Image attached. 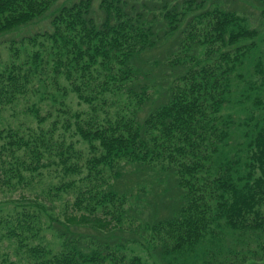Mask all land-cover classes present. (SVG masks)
<instances>
[{
	"label": "trees",
	"instance_id": "16d2710c",
	"mask_svg": "<svg viewBox=\"0 0 264 264\" xmlns=\"http://www.w3.org/2000/svg\"><path fill=\"white\" fill-rule=\"evenodd\" d=\"M54 2L0 0V35L43 17ZM98 6L59 5L49 27L21 38V48L27 42L33 50L22 59L16 53L0 70V112L29 89L32 75L45 88L62 75L89 106L74 113L75 132L91 148L86 157L53 138L55 122L45 129L38 107L32 113L39 125L28 137L11 124L0 127V145L13 150L16 163L0 167V193L29 181L25 172L50 166L38 161L42 153L53 151L64 175L86 169L80 185L74 179L48 189L75 191L47 223L63 240L58 249L32 244L25 264H186L196 255L208 261L206 251L228 235L235 252L228 250L227 264H264V72L258 62L242 71L256 28L242 13L205 0ZM200 47L203 58L196 56ZM250 89L246 115L223 113ZM59 111L70 127L65 103ZM33 215H13L8 235L10 227L30 226ZM135 243L148 259L125 258Z\"/></svg>",
	"mask_w": 264,
	"mask_h": 264
},
{
	"label": "rangeland",
	"instance_id": "374dc122",
	"mask_svg": "<svg viewBox=\"0 0 264 264\" xmlns=\"http://www.w3.org/2000/svg\"><path fill=\"white\" fill-rule=\"evenodd\" d=\"M72 1L74 0H55L43 17L0 35V70L5 67L6 63L12 60V57L16 53L19 55L20 59H22L28 52L33 50L34 47L27 42H25L23 48H21L20 41L24 35L27 36L49 27L48 21L50 15L57 10L59 5L71 3ZM99 1L100 0H92V7L94 10L97 9L99 11ZM141 1L143 0H136V3ZM205 3L208 7L215 5L223 9L235 10L238 14L242 13L245 23L248 26L256 28L257 34L251 39V48L242 63V71L247 69V71L251 72L254 63L258 62L264 72V0H259L257 3L254 0H205ZM13 38L15 40H12ZM16 47H20L19 52L15 49ZM196 56L199 58L206 56V54L203 53L202 47H200ZM31 79L33 80L29 82L30 87L24 94L20 96L17 95L18 99L15 102L4 104L0 112V127L2 125L11 124L12 126H16L19 131L23 132L25 136L28 137L30 133H34L33 128H37L39 125V121L32 113V109L38 107L39 112L46 116V119L41 122V125L45 129L52 128V122H55V126H53V138L55 140L64 141L65 143L72 142L83 157L91 154L89 142L83 140L81 136L75 132L74 128V113L78 110L87 112L89 110L88 104L78 100L76 94L70 90L71 86L62 75L58 77V82L49 84L46 88L37 78L33 77V75ZM154 79L157 80L158 76ZM237 83L241 84L242 82L237 81ZM35 86H39L40 90L34 91ZM63 88L68 89V94L62 96V100L61 90ZM53 95L56 96L55 100L52 99ZM252 97L253 90L250 89L248 97L245 98L239 106H227L225 110H223V113L232 114L233 117H235V114L240 117L246 115V108H248L252 102ZM232 98H234V95ZM63 103H65V107L68 111L69 119L66 117L67 121L70 120L72 124L70 127L63 123V113L59 111V107L63 105ZM104 108H109V115L113 117V111L115 109L112 108L110 104L105 105ZM104 116L105 113H100L99 119H104ZM235 135L239 137V129L234 130L232 136L228 139L230 143L235 142ZM2 142L3 140H0V144ZM95 143H97V141H95ZM53 150L54 152L58 151L55 149ZM12 151V149H7L0 145V167L3 165L6 167L16 166L15 159L11 155ZM17 153H20L21 156L25 155L23 151ZM52 154L53 151L42 153L40 160H38L40 162L46 161L52 163L50 166L40 168V170L37 171L25 172L30 178L29 181L26 180L25 182L16 183L14 188L0 193V264H10V261H15V264H25L28 257L27 248L35 243L50 245L53 249H58L61 246L63 238L50 228H47V223L49 220L51 221L52 216L58 213L63 202L68 201L71 203L73 201L75 191L70 188L66 191L59 190V192L51 194L48 189H50V186H57L68 181L71 182L74 179L77 180V185H80L78 179L81 175L86 173V169L83 168L81 173H69L64 175L61 170V165L54 163L58 162L59 158H53L51 156ZM47 155H50V157H47ZM133 167L132 169L134 170ZM13 183H15V181ZM15 200L20 203H17ZM23 211L35 212L39 216L33 215V221L30 226L22 230L16 226L10 227L9 236L6 221L12 219L14 217L13 215L20 214ZM143 215L145 218V213ZM39 231L43 235L37 233ZM119 234L123 235L126 234V232H120ZM229 237L231 236L228 235L226 240H217L213 248L206 251L209 254L208 257H210L208 261H201L200 257L196 255L190 258L186 264H204L203 262L206 264H227V262H229L227 257L235 252L231 247L232 243ZM236 247H239V245L236 244ZM199 248H201L200 250L203 249L202 246ZM228 250H231L232 253H229ZM127 251L126 259H129L133 254L140 255L142 259H148L150 257V253L149 251L146 252L144 245L137 243L130 244ZM196 252L199 253L201 251ZM241 262L242 261L238 263L241 264ZM246 262L247 263L244 262L242 264L257 263L251 261Z\"/></svg>",
	"mask_w": 264,
	"mask_h": 264
}]
</instances>
